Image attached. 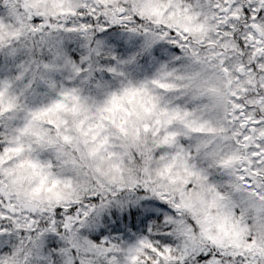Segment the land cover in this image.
<instances>
[{"label": "rangeland", "instance_id": "1", "mask_svg": "<svg viewBox=\"0 0 264 264\" xmlns=\"http://www.w3.org/2000/svg\"><path fill=\"white\" fill-rule=\"evenodd\" d=\"M67 1L0 0V4H5L4 15L0 16V42H3L4 39L14 42L18 32L15 30L16 24L21 23L22 20L23 27L26 28V25H29L34 36L50 33L54 37L53 41L50 39L53 45L60 40V37L52 30L57 28L59 32L63 33L62 28L67 25L69 30L66 28L64 35H72L71 32H74L77 36L89 39L92 35L109 28L112 30L107 31V36L100 39V42L104 46L107 37L113 38V42L106 44L105 51L102 50L103 54L99 55L100 59L97 61L103 68L110 66L113 71L110 77L105 81H100L99 78L95 80L83 79L80 84L77 83L79 85H65L63 82L57 84L51 72V70L55 72V69H60V65L55 64L54 60L60 56L72 58L71 52H76V50H68L66 47L64 48L67 50H48L50 64L45 68L43 67L46 65H41L44 71L38 75L35 74L34 78L31 77L28 80L20 77V70L24 65L21 56L18 55L17 59L11 60L15 51H19V47L16 50H12L15 46L10 48L11 50H7L8 47L5 46L0 47V109H2L0 112L1 114L10 112L18 114L19 111L22 114L26 113L24 123L27 126L22 124L23 128L18 136L22 135L21 139L29 141L31 145H25L22 141L10 145L14 155L15 153L19 155L18 157L22 155L14 163V170L16 171L20 165L26 167L28 161L32 163L30 172L25 169L20 178H11L10 174H1L0 170V242L4 246L11 247L14 238L18 239L21 236V242L18 243L17 248L10 250L14 253V259L11 261L14 264H19L18 250L22 249V239H31V235L35 231L44 230L43 226H47L53 232L59 230L63 221L68 219L65 215L67 211H70L68 208L73 205L77 204L79 207L75 212L78 218L73 221V225H82L91 232L97 225V221H100V215L108 211V207L105 205L94 212L95 223L86 221L87 218H85L90 207L97 202L110 203L111 199L116 198L119 193H126L123 196L124 199L133 204V200L139 195L134 191L138 189L144 191L145 194L147 192V196L141 195L140 199H136L137 203L145 202V205L148 206L147 201L150 203L151 199L149 195H153L157 200L155 202L159 204L156 209L161 206V210L175 216L178 222H176L173 231L179 239L177 241L170 238L169 243H166L162 234L158 239H149L143 242L140 251H145V256L129 251L130 253L125 256L115 254L114 261L122 262L124 259L128 263L140 264H148L150 261L151 264H264V183L259 180L260 177L262 180L264 174V142L259 140L260 132L264 131V122L258 120L254 113H247V115L240 113V116L232 113L229 123L226 124L227 101L235 106L238 100L229 97L227 91H224L227 82H232L233 73L231 72L228 76L225 71V76L223 71L227 64L230 69L233 68L236 71L235 67L239 65L242 57L240 53L245 52L249 63L245 65L246 77L240 85L247 88L248 91L257 85L258 74L263 72L261 79L264 76V23L256 17H251L247 22L240 21L242 15L239 0H236L232 9L228 8L227 0H212L210 10L214 18L213 20L208 19L209 24H205L204 32L202 31L204 15L200 11L187 14L197 24L196 30L202 31L198 34L191 26V21L183 19L176 27L163 19V13L154 4L160 7V5L165 6L169 3V6L174 4L172 0H70L68 3ZM198 1L201 2V0H186V4L191 6L195 3L201 9ZM254 2L257 5L256 0ZM178 3H182V0ZM263 4L264 0L258 5V8L261 9ZM21 5L26 7V10L23 9L27 11L23 15L24 17L16 15L15 12L21 9ZM181 10L182 14L187 12L186 9ZM38 13L45 16L33 21L34 16ZM136 17L139 19L138 21H135ZM47 19L50 22L46 21ZM159 21H164L163 23L168 27L162 33H157L161 30L158 28L159 24L156 27V32H150L155 26L154 24ZM146 27L148 30L142 32ZM247 32L252 36H247ZM128 35H130V39H128ZM191 36L193 38H190ZM236 36L244 37V45L243 42L240 44L241 46L239 45ZM153 37L158 38V41H155ZM165 40L170 46L177 44L182 46V50L176 53L179 58H181L180 56L185 58L190 56L192 64L196 63L204 70L205 67L210 68L211 72H219V75L215 76V73H212L214 76L207 80V77L204 79L201 69L190 67L192 73H186L188 80L182 79L183 84L188 85L186 91L184 89L182 91V94H187L186 98L173 95V93L170 96L167 95L168 90L162 86L167 80L164 81L163 78L159 79L158 77V73L161 71L160 65L156 64L155 68L152 67V71L155 73L150 76L161 80L162 84H151L146 77L151 61L155 58H159V63L166 61L167 52H162V50H166ZM169 40L171 41L168 42ZM155 42L163 47L156 45ZM89 46V48L95 46L93 38L90 39ZM102 51L98 50L99 53ZM92 52L95 50H85L84 53H86L85 56H88ZM192 58L197 61L199 59L200 62L198 63ZM72 61L75 62L73 58ZM15 70L19 72L16 76L17 81L10 84L7 75ZM60 81L61 79H59ZM124 81L128 82L120 90L121 94H112L115 85L121 86ZM196 82L199 83L196 84ZM47 86L46 94L44 91L38 92ZM53 86H63L62 88L71 91L73 96L61 97V94L53 96ZM22 103L24 106H21ZM117 103V109L113 112L112 108ZM168 105L174 106L172 108L175 109V114H180L175 115L168 109ZM181 106H188V110L184 111ZM157 108L160 110L158 109L157 115L153 116L154 124L149 129L151 134H147L148 131H146L147 136L142 141L146 143V146L152 145L153 152L149 157L141 161L138 160V162L132 158L129 152L123 151L127 161L120 164L118 160L119 148L122 147V144L134 140L132 127L137 125L141 118L147 116V113L149 115L156 112ZM117 110L118 112H116ZM114 115L121 131L120 134L114 130V127L116 128L113 120ZM120 118L121 120H119ZM202 118L204 122H208L207 126L194 127L196 119L202 121ZM190 119L191 121H189ZM75 120L78 121L77 125ZM160 121L164 126L160 125ZM73 123L79 127V138L70 145L74 148L73 152L81 166L73 163L71 168L63 165L59 169H53L51 168L55 164L53 161L68 159V154L65 152L59 155L55 154V149L60 148L57 146L60 142L53 127L59 125L64 128L61 133L62 140L68 143L69 139L65 135ZM93 123H95L94 126ZM140 124H145L144 120ZM189 125L203 135V138L209 139L206 146L203 145L206 149L204 150L202 147L199 157L201 156L202 159L200 163L204 162L210 167H214L210 169L212 170L210 172L201 171L200 168L192 170L184 160L177 157L178 151L181 150V146L175 148L177 144L179 145L178 141L188 140L190 137L195 138L192 133L193 129ZM231 125L234 134L240 137L243 145L247 143L250 134L253 136L249 149L240 152V155L234 150L230 140L227 142V146L226 141L224 142L225 148L221 149L223 145L218 147L219 139L216 134L220 138L224 136L218 134L219 131L215 128L228 130ZM91 128H93V132H91ZM96 134L100 135L99 140L95 137ZM210 140L213 143L211 147ZM118 141L120 147H118ZM23 146L27 149L23 150ZM103 148L112 155L111 171L101 169L103 178H99L97 175L100 170L96 165L99 162L97 158L105 160L100 154V150ZM87 149L97 153L94 161L84 159V155H86L84 151ZM207 149L210 150L207 152ZM222 150H226V152ZM88 155L92 159V155L90 153ZM47 157L50 158H48V162L52 164L51 167L46 161ZM88 161L92 163L91 175L97 178L96 183L88 171L90 170ZM192 162L197 163V161ZM183 164L189 166L185 173L188 177L184 176L180 169ZM250 166L258 173L261 172L260 177L256 180L257 185H262L261 196L257 198L255 197L257 185L256 187L252 185L250 188L247 187L248 176L253 174L250 173L246 176L244 170ZM68 169L72 170L73 179H65V183L63 178L67 173L70 174ZM23 175L28 178L26 182H22ZM60 179H63V183ZM111 183L114 185L113 189L109 188ZM138 190L137 192L140 193ZM91 193L97 195L94 197L90 195ZM86 194L90 196L87 197L89 202L83 203L82 198ZM222 197L225 200L223 203L232 202L239 206V213L231 215L217 212V215L212 216V205L216 201H220ZM57 206H67L66 213L64 214L62 211L59 213L56 209ZM173 217L171 219H174ZM125 226L123 224L122 228L126 229ZM67 230L71 232L72 228L68 226ZM42 237L43 235L40 236V239ZM105 238L107 239V235ZM158 248L160 252H158ZM1 258L3 256H0Z\"/></svg>", "mask_w": 264, "mask_h": 264}, {"label": "trees", "instance_id": "2", "mask_svg": "<svg viewBox=\"0 0 264 264\" xmlns=\"http://www.w3.org/2000/svg\"><path fill=\"white\" fill-rule=\"evenodd\" d=\"M69 1L70 0H68L67 3ZM172 1L174 4L169 5V6H168L169 3H167L165 6L160 5V7L154 4L153 2L152 4L157 6V9H159L161 13H163V19L167 20L168 21L167 23H172L176 27L179 26L180 21L185 19L189 22L191 21L192 23L191 26L194 28V30L198 34L202 31L203 32L205 31V27H206L205 24H209L208 19L213 20L214 18V15H212L211 10H210L211 9L210 2L212 0H201V2L198 1V5L201 6V9H199V7L195 3H193L191 6H187L186 0H182V3H178L180 0H172ZM227 1H228L227 5L229 6L228 8L232 9V6L236 3V0H227ZM262 1L263 0H256L257 2V5H256L254 0H248V1L239 0L241 4L240 12L242 15V17L240 16V21L247 22L248 20L251 19V17H256L257 19H259L261 22L264 23V4L261 9L258 8V5H260ZM4 5L5 4H0V16L4 15V9H5ZM20 8L21 9H18L15 11L17 13L16 15L24 17L23 15L27 13V11H24L26 10V7L21 5ZM181 9H184V10L186 9L187 12L182 14ZM199 11L204 15V19H203L204 28L200 32L199 30H196L197 24L195 23V21L192 20L189 15H187L190 12L197 13ZM44 16H45L44 14L38 13L37 15L34 16L33 21H37L43 18ZM48 20L49 19H47L46 21ZM138 20L139 19H137L136 17L135 21H138ZM22 21L21 23L16 24L17 28H15V30L18 32L16 34L17 38L14 42H11L10 40L6 41L5 39L3 40V42H0V47L2 48L4 46L8 47L6 48L7 50H11L10 48H13V46H15V48H13L12 50H16L17 47H19L18 49L19 51H15L14 56L11 58V60L17 59L18 55L21 56V60L24 64L22 66V69L20 70L21 78L29 80L31 77L34 78L35 74L38 75L39 73L44 71L43 68L47 67V65L50 64L49 63L50 56L47 54L48 50H67V49L76 50V52L75 51L71 52V56L75 62L72 61V58L65 57L66 58L65 59L64 57L62 58V56H60V58L55 57V58H58L57 60H54L55 64H59L60 69L58 70L55 69V72L51 70V72L53 73V79L57 84H61V82H63V84L65 85H73V84L79 85L83 79L95 80L97 78H99L100 81H105L108 77H110L111 72H113L112 69H110V66L103 68L97 62L100 59L99 55L103 54L102 50L105 51L106 44L107 43L110 44L111 42H113L112 37H107L106 44L103 46V44L100 42V39L105 38V36H107L106 32L111 31L112 29L107 28V30H102L100 33L92 35L91 37H89V39L88 38L84 39L83 36H77L76 33L74 32H71L72 35H66V34L64 35V32H66L67 29L69 30V28H67L68 26L67 25L66 27L64 26L62 28V30L64 31L63 33L59 32V29L57 28L52 30V31H55V33L58 34L57 36L60 37V40L57 41L55 45H53L51 40L54 37L50 33H43L38 36L36 35L34 36V33L31 31L29 25H26V28L23 27ZM26 21L29 22V20H26ZM159 22L154 24L155 26L153 25L154 27L152 28V30H150L149 28L150 32L152 31L154 32L156 30L157 25L159 24L160 26L158 28H160L161 30L157 33H160V32L162 33L165 30V28L168 27L167 25H165V23H163L164 21L162 22L159 21ZM239 29H242V28H239ZM145 30L146 31L148 30L147 27L143 29L142 32ZM247 36H252V34L247 32ZM92 38H93V41L95 42V46L94 47L91 46V48H89L90 47L89 42H90V39ZM190 38H193V37L191 36ZM243 38L244 37L242 36H236V40L239 42V45L242 44V42L244 45ZM128 39H130V35H128ZM153 39L155 41H158V38L156 37H153ZM199 40L201 41V38H199ZM170 41L171 40H169L168 42ZM161 42H164V41L161 40ZM165 43L167 44L166 50L164 49L162 50V52H167V57H166L167 59L163 63L158 62L159 58H155L153 61H151L149 71L146 75L147 80L151 84H155V83L162 84L161 80L159 79L163 78L162 80L164 81L167 80L165 83L162 84V86L168 90V92L166 93L167 95L170 96L173 93V95L176 94L179 97L181 96V97L186 98L187 94H182V91L183 89L184 91H186L188 85H184L183 84L184 82L182 81V79L185 78L188 80V78L186 77V73L187 72L192 73V70L190 69V67L194 69L198 68L197 70H200L201 69L200 65L197 66L196 63L192 64L190 62V59H191L190 56H188V58L180 56L181 58H179V56L176 55V53L182 50V46H178V44L174 46L173 45L170 46L166 42V40H165ZM18 44H21V46H18ZM155 44L161 45L158 42H155ZM64 47H66L67 49ZM97 47H101V48H97ZM85 50H95V52H92L91 55L87 54L88 56H85L86 55V53H84ZM98 50H101L102 52L99 53ZM239 53H240V50H239ZM240 54L242 57L240 58L239 65L235 67L236 71L233 70V68L230 69L228 67V64L223 68L225 76H226L225 71H227L228 76H230L231 72L233 73V78H231L232 82L231 81L227 82V85H225L224 87V91L225 92L227 91L229 97H233L236 100H238V102L234 106V104L233 103L231 104L230 102H228L226 98L227 105H228V108L225 113L226 124L229 123L230 116L233 115L232 113L237 114V116H240V113H243L246 115L247 113H251V114L254 113L257 116L258 120L264 122V76L262 77V79L260 78L261 73L263 72L258 74L257 79L259 81H256L257 85L253 86L251 91L250 90L248 91L247 88L240 85V83H243L242 81L246 77L245 76V65H248L249 63L247 61V56L245 55V52H242ZM83 56L85 57L83 58ZM192 60H194V58H192ZM194 61L198 63L200 62L199 59L198 61L197 60H194ZM156 64L160 65L159 68L161 69V71L158 73L159 79H155L156 77L154 78V76H150L152 75V73H155L154 71H152L153 70L152 67L155 68ZM41 65L42 66L46 65V66L42 68ZM205 68H206L205 70L201 69L200 71L202 72V75L204 74V79L205 77H207L206 79L208 80L209 77L212 78L214 76L212 73H215V71L211 72L210 68H207V67ZM170 70H173V71L169 72ZM17 73L19 72L15 70V71L10 72L7 75V78H8V81H10V84H14L17 81L16 79ZM216 75H219V72H216L215 76ZM59 79H61L60 82H59ZM78 82L79 84H77ZM127 82L128 81L122 82L121 86L115 85V88L112 90V94L117 93L118 95H120L121 94L120 90L125 84L127 85ZM197 83L199 82H196V84ZM62 87L63 86H57V87L53 86L52 95L59 96V94H61V97H70V96L72 97L73 96L71 95V91L69 92L68 90ZM84 87L88 89L86 85H84ZM47 88L48 86L43 89H40L38 92L42 93L44 91V93L46 94ZM27 92L30 93L29 90H27ZM15 100H16V97H15ZM117 105L118 103L112 108L113 112L117 109ZM191 105H190V108L194 106V105L192 106ZM21 106H24V104L22 103ZM172 107L174 106L171 105L170 107L168 105V109L170 111H173L174 113L175 109H173ZM187 107L188 106H185V107L181 106V109H184V111H187L188 110ZM158 109L160 110V108H157L156 112L150 113L149 115L147 113V116H144V118H141V120L138 121V124L132 127V129H134V140L133 141H128L126 144H122V147H120V144L118 141V147H120L119 148L120 155H119L118 160L120 164L127 161V158H125L123 154L125 151H127V153L129 152L132 155V158L136 159L135 161L144 160L147 157H149V155L153 152L152 145L146 146V143L145 142L143 143L142 141H143V138L147 136V134H151V131L149 132V129L152 127V124H154V121H152L153 116L157 115ZM184 111L182 110V112ZM116 112H118V110ZM25 114H26L25 112H23L22 114V112L20 111L18 112V114H11V112L9 114L8 113L1 114L0 112V170H1V174L3 173L4 175L10 174L11 178H14V177L20 178L22 177L21 174L25 172V169H28V172H30V169H31L32 163L28 161L26 167H23L22 165H20L18 168H16V171H15L14 163H16L17 158H20L22 155H20V157H18L19 155H17L16 153L14 155V152H12L11 150L12 148H10V145H13V143L16 144L18 141H22L23 143H25V145L29 144V146H31L29 141L23 140V138L21 139L22 135L18 136L19 132L23 128L22 124L25 121ZM179 114L180 113H176L175 115H179ZM164 117L163 119L165 120ZM191 119L189 121H191ZM113 120L116 124L115 125L116 128L114 127V130L118 134H120L121 131L119 130L118 124L116 123L117 119L115 115L113 117ZM119 120H121V118ZM143 120L145 124L141 125L140 123H142ZM75 123L77 125L78 121L75 120ZM94 124L95 123H93V126ZM207 124L208 122H204L203 118H202V121L199 119H196L194 127L197 128L198 126H202V125L207 126ZM76 125H74V123L71 124L70 125L71 129L69 128L67 130V134L65 135V137L69 139L68 143L62 140L61 133L64 131V128L60 127L59 125H55L53 127V131L56 133L57 139L60 142V144L57 145L60 148L55 149V154L59 155L65 152L68 154V159L67 160L64 159L62 161L60 159L58 161H53L55 162V164L53 167H51L52 164H49L48 162L50 158L47 157L46 161L51 168L59 169L63 165H66L67 168L68 167L71 168V165L73 163L78 166H81V164L77 161L76 159L77 157L75 156L73 152L75 151L74 148H72L70 145V143L76 142V140L79 138L78 136L79 127ZM160 125H163L162 121H160ZM24 126H27V125L24 123ZM189 127L192 128L191 125H189ZM215 130L219 131L218 134L224 136L220 138L216 134V136L219 139L217 141V143H219L218 147L222 146L225 141H226V146H227V142H229L230 140V142L233 144L234 150L237 151L239 155H240V152L242 153L243 151H247L249 149L250 144H252L253 136L250 134V137L248 138L247 143L243 145L240 137L234 134L232 125H231V128H228V130H224V129L219 130L216 128ZM146 131H148L147 134H145ZM91 132H93V128H91ZM192 133L194 134L195 138L190 137L188 140L184 139L183 141L182 140L178 141L179 145L177 144L175 148H178V146H181V150L178 151L179 154L177 157L180 160L181 159L184 160L186 164L189 165L192 170H194L193 168L195 169L200 168L201 171L205 170L207 172H210L212 171L210 169L214 167L213 166L210 167V165H207L204 162L200 163L202 159L200 158L201 156L199 157L200 153L202 152L203 145L206 146L207 142H209V139L203 138V135L199 134L195 129H193ZM260 133L261 135H260L259 140L264 142V131ZM23 134H25L24 131H23ZM99 136H100L99 134L95 135V137L98 140H99L98 138ZM210 142H211V145H210L211 147L213 145L212 140H210ZM5 144L7 145L4 146ZM240 145L241 147H239ZM24 148L26 147L23 146V150ZM222 148H225V146L223 145L221 149ZM203 149L205 150L206 148L203 147ZM208 150L210 149H207V152ZM222 151L226 152V150H222ZM84 152L86 153V155H84L85 157L84 159H86V161L87 160L94 161V159H96L97 153L91 151L90 149H87ZM88 153L92 155V159H90V156L88 155ZM100 154L102 158H105V160L97 158L99 161V162L97 161L98 164L96 165L98 167V170H100L101 172V169H105V170H108V172H110L111 171L110 163H111L112 155H110V152L104 148L100 150ZM206 159L208 160L207 157ZM90 161H88V163L90 164L89 166L90 170L88 171L90 172V176L92 177L91 175L92 163ZM192 161H197V163L196 162L194 163ZM68 162L70 163L68 164ZM238 164H239V161H238ZM189 166H186V165L184 166L183 164L180 167L182 173L186 177H188L187 174H185L187 172L186 168H189ZM68 171L70 174L67 173L66 176L64 175V178H63L64 181L65 179H73V176L71 174L72 170L68 169ZM244 171L246 172V176H248L250 173L253 174L252 176H254V177L248 176L249 184L247 185V187L250 188L251 185L256 187L257 185L256 180H258V177H260L261 172L258 173L256 170H253L251 166L247 167ZM100 172H99V175H97V177L103 178L102 172L101 173ZM216 172H218L217 169H216ZM93 174H95L94 171H93ZM256 174H257V177H255ZM217 176L219 177L218 173H217ZM27 179L28 178L25 175H23L22 182H26ZM92 179L96 183L97 178L93 176ZM62 180L60 179V181L63 183ZM108 180H106V182H108ZM259 180L262 183H264V174L262 175V180H261V177L259 178ZM192 181H194L193 178H192ZM261 186L257 185L258 188L257 190L255 189L256 198L261 196L260 195ZM109 188L113 189L114 185L111 183ZM137 190L138 189H136V191L134 192L135 194H139V195L133 200V204L128 203L124 199L123 196L126 193H119L120 196L118 195L116 198L113 197L110 203L107 202L103 204V203L97 202L92 207H90L87 210L85 218H87L86 221H91L94 223L96 221V218H94L95 216L94 212L98 208L104 207L105 205L106 207H108V211L100 215V218H101L100 221H97V225L94 227V230H92L91 232L87 231V228L83 227L82 225L81 226L73 225L74 223L73 221H76V219L78 218L77 214H75L76 210H78L77 208H79L77 204L73 205L71 208H68L70 209V211L69 212L67 211V213L65 211L67 206L66 207L57 206L56 209L58 210V212L62 211L64 214L66 213L65 215L68 217V219L63 221L62 226L59 227V230H56L53 232V231H50L51 229H48L47 226H43L45 227L44 230L35 231L33 235H31V239L29 240L22 239V242H23L21 245L22 249L18 250L19 258H20L19 264H140L136 262L128 263L124 259L122 262L114 261L115 254L117 255L121 254L125 256L130 253L129 251H131L132 253H135L137 255L139 254L140 256H145V251H140L141 246H143V242L149 239L150 240H154L155 238L158 239L161 237L162 234H163L162 238L164 237L166 243H169L170 238L178 241L179 238L175 236L176 233L175 231H173L174 228L176 227V222H178V220L175 219V216L173 217V215H170V213H166L163 210H161L160 209L161 206L158 207V209H156V207L159 206V204L155 202L157 200L155 199V196L153 195H149V197H151L150 203L146 200L148 203V206L145 205V202H142V204L137 203L136 199L137 198L140 199L141 195H143L144 197L147 196L146 195L147 192L145 194L144 191L138 190L140 191V193H138ZM90 195L95 197V195L97 194L93 195V193H91ZM87 197H90V196H88L87 194L83 196L82 198L83 203L89 202V199ZM224 201H225L224 197H222L220 201H216L212 205L211 211L213 212L210 211L212 216L217 215V212H221L222 214H231V215L232 214L236 215L237 213H239V206L233 204L232 202L225 204L226 202L223 203ZM160 205H163V204L160 203ZM81 207L85 208L84 206H81ZM147 211H151V212H147ZM172 217L174 219H171ZM123 224L126 225L125 226L126 229L122 228ZM68 226L72 228L71 232H68L67 230ZM42 235L43 237L42 239H40V236ZM106 235H107V239L106 238L104 239ZM19 237L21 238V236ZM18 239L14 238V241H13L14 243L11 247H9L8 245L4 246V244L0 242V256H3V258L0 259V264H14L11 261L12 259H14V253H12L10 250L11 249L15 250V248H17V246L19 245L18 243L21 242V239L20 241H18ZM159 250L160 249L158 248V252H160ZM151 263L152 262L150 261L148 264H151Z\"/></svg>", "mask_w": 264, "mask_h": 264}]
</instances>
